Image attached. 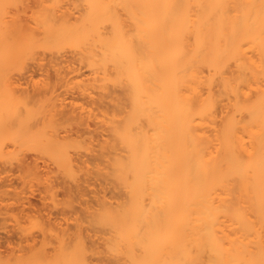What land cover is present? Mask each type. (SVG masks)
I'll return each instance as SVG.
<instances>
[{
  "label": "bare ground",
  "instance_id": "6f19581e",
  "mask_svg": "<svg viewBox=\"0 0 264 264\" xmlns=\"http://www.w3.org/2000/svg\"><path fill=\"white\" fill-rule=\"evenodd\" d=\"M18 1L0 0V157L9 139L44 146L67 177L83 168L57 126L38 129L41 118L33 127L47 90L20 96L7 77L38 48L73 49L113 102L100 104L111 108L103 120L110 138L100 152L103 176L119 190L116 202L104 197L97 209L106 257L264 264V0H74L68 11L64 0H39L32 27L9 18L8 6ZM64 104H42L44 122L70 116ZM83 210L73 233L56 226L65 216L55 224L52 212V226L41 210L50 228L42 224L45 237L27 264H91L81 227L86 213L89 221L96 214ZM2 257L0 264H11Z\"/></svg>",
  "mask_w": 264,
  "mask_h": 264
},
{
  "label": "rangeland",
  "instance_id": "374dc122",
  "mask_svg": "<svg viewBox=\"0 0 264 264\" xmlns=\"http://www.w3.org/2000/svg\"><path fill=\"white\" fill-rule=\"evenodd\" d=\"M37 2L39 3V0H24V2L18 1L16 4H10L8 6V11L10 13L9 18L11 19L13 17H20L24 24L27 23L31 27L34 26L35 24L33 22L32 16L34 15L33 13L36 12V10L38 11L39 6L37 5ZM65 2H67L68 4ZM72 2H74V0H64V7L66 8L64 9V11H68V9L70 8L68 7L69 4L72 7ZM77 15L78 14L76 13L74 16ZM74 16H72L73 20ZM42 50L43 49L39 50L38 48L36 52L34 51L35 55H31V58L26 59L27 62L25 61V65H19L18 67L14 68L15 70L9 72L7 77H9L10 80L12 79L11 81L13 83L15 82V87L17 88L16 90L19 91L18 95L20 96L27 95L26 97L32 96L31 98H35L38 97L37 94H39V90H41V93L42 90H47V92H45L48 95L44 94L45 92H43L41 95L42 98L41 96H39L38 99L36 98L38 101L39 99H41L42 101L40 100V103L37 104V107L35 106L38 110V114L36 115V120L34 119L32 121L33 127L39 124V126H37L38 129L43 128L45 125L48 126L49 129L51 127L50 123H52V126L54 125V127L57 126L60 135L63 137L67 136L66 139L73 143V146L75 148L70 149V155H72V157L76 159L77 162L80 161L79 164L76 165L83 168H76L77 170L74 174V178L67 177L60 169H58L57 164L51 158L50 153L47 151L48 149L42 148L44 146H41L38 143L34 145H24L22 142H13V140L9 139L6 140L3 146V151L6 150V152H3L2 156L0 157V185L2 186L0 188V198L2 199H0V209H3L4 212L1 213L2 215H0V242L4 243H0V255H4V258L2 257V259L4 260L8 259L7 261H9L11 259V264H14L16 262L17 259L15 258L17 256L20 257L23 255L21 258L17 257V261L22 264L29 263L32 258V249L34 247L40 248L42 240L45 237V234L43 232L44 230H42V228L44 227V225L47 226V228H50L48 226L52 225V223L50 224V221L52 222V219L50 217H52L53 213L55 215L59 210V212L57 213L58 215L62 210V215L61 213L58 216L53 215V222L55 223V221L57 220L55 223L57 224L58 221L60 222L62 217L65 216L63 220H61V222L56 226L62 227L64 224V227L62 228L68 229L69 227H73L71 229H73L74 232L75 225L79 223L78 219L76 220V218H82V216L80 215L84 214L83 209H85L86 206H90V208H92L91 211H94L96 215L94 219L89 221V219L87 218L88 213H86L83 220V225L81 227L82 238L85 247H87L89 250L90 247L92 249V252L89 251L88 254L89 261L91 264H119L112 257L111 259H108L106 257L103 239L105 237V229L98 223L97 220V209L99 208L98 204L100 203V200L102 202L105 197L111 202H116L117 198L115 197V195L117 196V193H119V190L117 188H114L113 184H110L109 181H105L103 176V168L105 166V163L100 157L101 147L104 146L106 140L110 139L108 136V125L105 124L103 120L104 113L111 108L109 105L105 104H113V102L110 98H103L105 96V91L102 88L97 87L100 85V83L96 82L95 80L97 76L95 77L90 68L78 61L79 55L77 51H74L73 49H66V51L64 50V52L62 50V53L60 54H54L51 52H44ZM61 55L62 57H60ZM57 56L60 58H57ZM56 61H62V63L60 65H57ZM10 80L7 79L6 84H10ZM1 82L4 83L5 81ZM81 85L84 87L87 85L88 88L91 87L87 91L88 94H82L81 89H83L84 87H82ZM47 88L51 90V94H49L50 91L48 92ZM35 93L37 94L35 95ZM43 94L45 97L43 96ZM59 98L64 100V105L66 106L65 108L67 111H69L70 116H67V118H62V116L60 115V117L62 118L61 119L58 115L57 117L55 116V118H49L47 119L49 121L45 120L44 122V119H46V117L43 118V116L46 115L45 113H41V111L43 110V107H41V105L44 104V107L53 105ZM104 100L105 106H101L100 104ZM31 107L34 106L31 105ZM39 119L43 120L44 124ZM78 119L80 120V122ZM50 120L53 122H51ZM36 122L41 123L36 124ZM37 127H35L34 129L35 131L37 130ZM33 146H36L37 149L35 147L33 148ZM25 148L28 149L26 150ZM14 149L16 150V152H14ZM10 151L13 152L11 153ZM13 155H15V158H13ZM81 162H84L85 164H82ZM20 163L22 165H26L25 167L27 168V172H30V170L32 171L33 169V171L31 172L32 174H27L24 170L22 171L21 169H24L25 167H22ZM27 165L29 166V169L31 168V166H34L29 170ZM24 172L26 174H24ZM23 178H25V180ZM53 179H55L54 182L52 181ZM51 181L53 184L56 183V185H58V188L56 186L52 187L50 192L49 189L51 185L53 186V184H50ZM46 182L47 185H45ZM57 182L60 183L57 184ZM45 187H47L46 190ZM77 187H80L81 189L79 188L78 190ZM53 188H56V192L53 191ZM65 188H67L70 193H67ZM77 191L79 193L83 192L81 197L78 196L81 194H78ZM76 192L78 195L76 194ZM70 194L72 195V197H70ZM30 204H32L33 206L31 205L30 207ZM24 206L26 207V209ZM40 208L42 211L39 210ZM63 210H66L67 213H64ZM40 211L45 213L50 219V225L48 224V218L46 219V216L43 215V219L40 218L42 216V213H40ZM75 211L79 212L75 213ZM63 213L66 215H63ZM67 214L69 215V217ZM26 215L32 218L30 219V217L28 218L26 217ZM23 216L25 217V220ZM21 217L23 218L21 219ZM54 217H58V219L60 220H58L57 218L55 219ZM43 220H45L48 225H46V222ZM43 223L44 225H42ZM67 225L69 226L67 227ZM18 227L21 230H19ZM73 232L72 230H70L69 233ZM22 234L24 235L25 240H22ZM37 239L40 241L39 245ZM6 242L8 244L11 242L12 245L10 246L6 244ZM33 242H35V244ZM20 243L22 245H20ZM29 245L31 248H29ZM14 246H17L16 248L18 252ZM23 246L25 247V250H23ZM21 249L25 253L21 252ZM8 254H11L12 258ZM6 255H8L10 259H5ZM13 255L16 257L14 258ZM23 257L24 260L22 261ZM12 259L14 262L12 261ZM18 262H16V264H19Z\"/></svg>",
  "mask_w": 264,
  "mask_h": 264
}]
</instances>
